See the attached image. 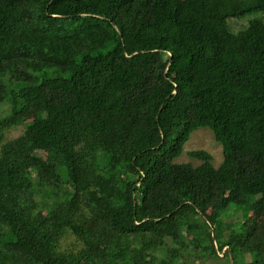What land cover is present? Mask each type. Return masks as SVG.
Returning a JSON list of instances; mask_svg holds the SVG:
<instances>
[{
    "label": "trees",
    "instance_id": "trees-1",
    "mask_svg": "<svg viewBox=\"0 0 264 264\" xmlns=\"http://www.w3.org/2000/svg\"><path fill=\"white\" fill-rule=\"evenodd\" d=\"M197 260L264 264V0H0V264Z\"/></svg>",
    "mask_w": 264,
    "mask_h": 264
},
{
    "label": "rangeland",
    "instance_id": "rangeland-1",
    "mask_svg": "<svg viewBox=\"0 0 264 264\" xmlns=\"http://www.w3.org/2000/svg\"><path fill=\"white\" fill-rule=\"evenodd\" d=\"M232 23L234 25L235 24L240 25V24H244V21L236 20V21H233ZM23 130H24V127L22 126L10 129L7 132V137L8 138L16 137L19 134H21ZM192 149H205L209 151L214 157L213 163L216 166H218L222 162V159H223L222 146L219 142L216 141L213 132L209 128H205V127L199 128L192 133L189 141L185 144L184 152L179 158H177V161L178 162H191L195 165L200 164L201 163L200 160L192 158L188 155V151ZM250 223L252 222H249V224ZM221 255H223V252L221 253ZM193 264H215V263L212 261L201 263L197 260Z\"/></svg>",
    "mask_w": 264,
    "mask_h": 264
}]
</instances>
